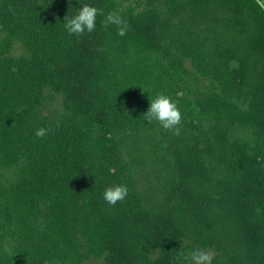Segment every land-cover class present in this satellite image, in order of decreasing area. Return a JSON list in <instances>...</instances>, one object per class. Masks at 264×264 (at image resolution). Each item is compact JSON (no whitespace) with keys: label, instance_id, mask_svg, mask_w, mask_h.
Here are the masks:
<instances>
[{"label":"trees","instance_id":"obj_1","mask_svg":"<svg viewBox=\"0 0 264 264\" xmlns=\"http://www.w3.org/2000/svg\"><path fill=\"white\" fill-rule=\"evenodd\" d=\"M81 3L122 16L126 35L104 17L68 35ZM157 92L177 102L179 136L144 120ZM117 183L129 195L110 205ZM195 250L264 264L257 0H0V264H183Z\"/></svg>","mask_w":264,"mask_h":264},{"label":"clouds","instance_id":"obj_2","mask_svg":"<svg viewBox=\"0 0 264 264\" xmlns=\"http://www.w3.org/2000/svg\"><path fill=\"white\" fill-rule=\"evenodd\" d=\"M257 4L264 9V0H257ZM74 9V12L68 14L62 23L63 29L70 36L79 37L84 33L95 31L98 17H104L101 23L105 27L115 25L119 36H124L127 33L129 25L119 14L109 12L105 16L104 12L92 3H81L80 7ZM143 117L147 124L155 123L176 136L181 134V110L177 102L163 92H157L152 96ZM49 131V128L40 127L36 130L35 135L44 137ZM128 195V186L124 183H117L107 186L103 191L102 198L108 204L115 205L117 202L125 200ZM181 256L183 257L182 253ZM211 259L207 252L195 250L190 257L183 259V264H211Z\"/></svg>","mask_w":264,"mask_h":264},{"label":"rangeland","instance_id":"obj_3","mask_svg":"<svg viewBox=\"0 0 264 264\" xmlns=\"http://www.w3.org/2000/svg\"><path fill=\"white\" fill-rule=\"evenodd\" d=\"M130 2H133L134 0H129Z\"/></svg>","mask_w":264,"mask_h":264}]
</instances>
